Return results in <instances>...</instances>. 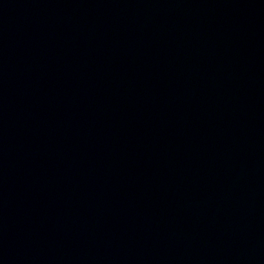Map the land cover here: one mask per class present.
I'll return each instance as SVG.
<instances>
[{"label": "water", "instance_id": "1", "mask_svg": "<svg viewBox=\"0 0 264 264\" xmlns=\"http://www.w3.org/2000/svg\"><path fill=\"white\" fill-rule=\"evenodd\" d=\"M0 264H264V0H0Z\"/></svg>", "mask_w": 264, "mask_h": 264}]
</instances>
